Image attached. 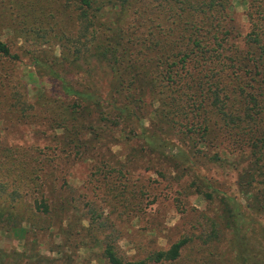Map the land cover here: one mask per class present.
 Segmentation results:
<instances>
[{
	"label": "rangeland",
	"instance_id": "374dc122",
	"mask_svg": "<svg viewBox=\"0 0 264 264\" xmlns=\"http://www.w3.org/2000/svg\"><path fill=\"white\" fill-rule=\"evenodd\" d=\"M195 1L179 0L188 7L184 19ZM223 6L229 14L217 37L239 55L237 67L176 69L174 58L164 67L158 49L130 70L138 84L155 81L157 93L144 89L131 105L132 124L115 127L114 109L123 100L111 89L109 63L75 58L73 0H0V40L10 52L0 56V192L20 193L31 209L32 201L50 199V189H62L68 207L44 229L26 217L23 236L0 229V249L10 258L108 264L102 252L109 237L132 261L184 240L176 260L156 264H264V148L257 153L264 108L252 106V118L245 114L249 96L264 105V70L256 69L257 50L248 44L264 0H223ZM167 25L178 38L180 24ZM51 71L95 92L99 103L77 108ZM211 76L219 80L215 91L208 88ZM225 86L227 94L215 95ZM68 110L84 121L73 143L60 129ZM34 184L35 193L28 189ZM227 208L232 219L222 218Z\"/></svg>",
	"mask_w": 264,
	"mask_h": 264
},
{
	"label": "trees",
	"instance_id": "16d2710c",
	"mask_svg": "<svg viewBox=\"0 0 264 264\" xmlns=\"http://www.w3.org/2000/svg\"><path fill=\"white\" fill-rule=\"evenodd\" d=\"M73 2L77 6L78 24V48L75 51L77 55L75 58L93 57L108 62L113 77L110 84L111 89L123 100V103L116 105L114 109L115 127L132 124L134 114L131 105L141 101L144 89L157 93L158 84L155 81H152L150 85L142 82L138 84V77L132 75L130 71L136 68L137 64L142 66L148 63L154 51L163 50L164 67L171 66L170 61L174 58L173 64L176 69H184L188 67V64L196 68H204L207 65L210 72L219 73L232 66L237 67L239 62V55L235 52L230 53L229 50L226 51L223 48L222 39L217 37L220 24L226 21L224 15L229 14V9L223 6V0H196L192 15L186 19L181 15L188 7L182 8L181 4L178 6L179 0H73ZM259 11L257 30L253 37L252 34L249 36L248 44L253 43L257 50L256 69L264 70V6H261ZM168 20L177 22L182 27L181 34L176 39L172 36L173 28L167 27ZM122 26L126 31L122 30ZM154 34L155 38L151 39ZM105 38L108 44L103 43ZM132 50L136 52L132 53ZM138 54L144 55L143 61H139ZM9 55V48L0 40V56ZM50 74L59 83L62 93L76 101L77 108L85 109L89 105L99 103L100 97L96 96L95 92H90L86 88H75L53 71ZM238 77L240 80L244 79L242 73ZM209 81L208 88H213L215 91L219 80L215 78L213 80L211 76ZM249 81L252 83L251 79ZM227 90L225 86L215 95L227 94ZM209 96L213 95L209 94ZM259 103L249 96L245 114L252 118V106L258 109L264 108V105ZM59 122L62 124L60 129L68 135V142L73 143L79 140L84 121L78 119L73 111L64 113ZM131 133L135 135L133 130ZM261 134L262 144L258 154L264 148V128ZM257 165L256 162L255 166ZM54 181L56 180L53 179L52 183ZM43 185L46 184L43 182ZM247 186L252 188L249 180ZM40 188L42 190V186ZM28 189L35 193V189L38 191L37 184L29 185ZM61 190L50 189L48 192L50 199L41 198L32 201L31 209L27 206V199L23 198L20 193L16 192L11 197L10 194L0 192V229L23 236L28 231L26 217H30L35 225L40 224V229H44L42 224L48 218L52 221L54 215L58 216V211L64 213L68 209L67 202L64 203L60 198ZM230 217L233 218L232 211L227 208L222 218L228 220ZM98 225L101 227L102 223ZM96 229L99 228L96 227ZM185 243L184 240L177 241L167 250L157 251L145 259L132 261L119 254L117 243L109 241L108 237L103 242L102 255L108 264H156L176 260ZM16 255L17 258L14 256L10 258L9 254L0 249V264H14L15 262L21 264L20 262L25 257H21L18 253ZM36 257H38L37 254L28 256L31 262L29 264L37 261ZM244 262H247V258Z\"/></svg>",
	"mask_w": 264,
	"mask_h": 264
}]
</instances>
